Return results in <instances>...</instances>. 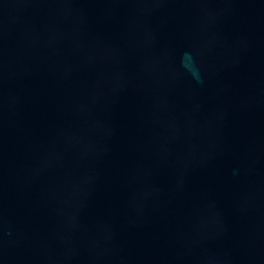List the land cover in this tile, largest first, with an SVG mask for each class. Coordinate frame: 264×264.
<instances>
[{
    "label": "water",
    "instance_id": "water-1",
    "mask_svg": "<svg viewBox=\"0 0 264 264\" xmlns=\"http://www.w3.org/2000/svg\"><path fill=\"white\" fill-rule=\"evenodd\" d=\"M0 264H264V0H0Z\"/></svg>",
    "mask_w": 264,
    "mask_h": 264
}]
</instances>
